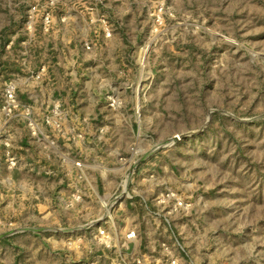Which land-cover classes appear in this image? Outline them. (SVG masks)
<instances>
[{"label":"rangeland","instance_id":"rangeland-1","mask_svg":"<svg viewBox=\"0 0 264 264\" xmlns=\"http://www.w3.org/2000/svg\"><path fill=\"white\" fill-rule=\"evenodd\" d=\"M64 2L51 30L56 83L44 90L65 102L67 127L84 132V152L69 149V158L83 160L92 189L70 204V187L65 204L55 198L47 211L41 195L21 188L27 195L6 214L15 225L5 236L35 230L36 242L14 239L0 264H41L29 257H41L48 243L82 258L66 264H88L99 226L121 232L146 220L158 224L159 240L180 241L176 255L198 264H264V0ZM33 3L44 4L0 0V103L16 74L33 83L18 54L47 43L39 21L33 42L22 43ZM69 31L75 39L62 38ZM13 37L18 43L6 48ZM19 63L29 72L17 71ZM125 185L124 198H114ZM169 189L190 204L171 226L150 213ZM114 200L110 217L103 202ZM97 256L110 264L117 254Z\"/></svg>","mask_w":264,"mask_h":264},{"label":"built area","instance_id":"built-area-1","mask_svg":"<svg viewBox=\"0 0 264 264\" xmlns=\"http://www.w3.org/2000/svg\"><path fill=\"white\" fill-rule=\"evenodd\" d=\"M43 2L42 5L40 3L31 4L28 10L26 27L29 38L22 42L26 47L34 40L35 26L38 21L45 34L51 33L55 24L54 10L65 3L64 0H43ZM110 34V28L106 27V35ZM24 54H29L28 49H25ZM47 76L48 66L46 64H42L38 71L30 73L33 83L36 84H40ZM19 86L20 75L16 74L6 83L3 100L0 103V230L9 229L15 225L14 220L7 218L6 214L18 210L20 199L27 195L25 192H20V189L28 185L29 176L33 174L49 178L57 177L63 171L62 178L67 180L72 189L68 196L71 199L70 204L84 202L88 192L92 189L83 160L81 158L71 159L62 152V148L75 147L78 142L82 141L85 138L84 132L79 128L71 130L67 127V111L61 100L51 95L47 96L48 108L39 118L35 105L24 102L18 97ZM109 100L112 107L118 104L113 96H109ZM21 121L27 129L28 141L34 149H37V155L32 156L30 149L21 146L24 138L20 130ZM121 159L126 160L124 157ZM15 171H20V177L13 176ZM36 183L34 185H38ZM31 190L33 195L28 196L35 198L41 195L38 186L37 188L31 187ZM126 193L128 190L125 185L124 190L114 198L121 200ZM116 204L118 202L115 200L103 202L108 216L115 215ZM189 207V202L177 191L169 189L160 193L156 198V208L150 213L154 218L161 219L164 224L171 226L172 215L180 210L189 209ZM117 230L115 225L112 228L101 225L97 228L95 236L103 252L111 250L116 252L117 256L115 259H110V264H198L193 259H186L188 257L184 253L183 256L186 258L176 255L178 249H184L179 240H159L158 247L152 251L132 256L124 254L113 248L112 240ZM137 236V229L129 228L125 233L124 245H127L129 241H134ZM94 251L93 249L91 253ZM98 254L96 252L92 255L88 264H97Z\"/></svg>","mask_w":264,"mask_h":264},{"label":"crops","instance_id":"crops-1","mask_svg":"<svg viewBox=\"0 0 264 264\" xmlns=\"http://www.w3.org/2000/svg\"><path fill=\"white\" fill-rule=\"evenodd\" d=\"M92 22V21H91ZM93 24V23H91ZM43 38H45L47 40L46 46L43 47H36L37 43H35L30 49H28L29 54H23L20 55V53L18 54L17 57V61L21 63L25 64H29L30 66V70L32 71H38V69L41 67L42 64H46L48 66V76L44 78V80L40 83V84H36V83H31L29 81L28 78V73L26 75H21L20 76V86H19V90H18V97L25 102H30L33 105L36 104V109L40 114V117L43 116V114L45 113V110L48 108L47 107V92H45L44 89L46 88H50L55 86V81H53L55 79L54 75H53V70L55 67V60L54 58V52L52 50V48H50L51 46V39L52 36H56L57 32H53L52 34H45L42 33ZM73 35V37L71 38V36ZM40 36V35H39ZM65 40H71V39H75V34L71 33V31H69V34L67 36V33H64L62 35ZM19 39H17L16 37H13L12 39L9 40V42L6 44V48L10 49L12 48V46L15 43H18ZM38 48V49H37ZM22 56V57H21ZM62 59V58H61ZM63 60V59H62ZM21 63H19V67H17V71H23V72H29L28 70H23L24 68L21 67ZM53 80H52V78ZM60 85H63V82H59ZM54 93L57 95V92L54 91ZM60 99V98H58ZM63 106L65 105V102L62 101V99H60ZM46 105V106H45ZM20 130L22 131V134L24 135L23 140L21 141V146H23L24 148L30 149L31 150V155H37L36 151L37 149H34L31 146V143L28 141L27 139V129L24 126V122H20ZM69 149H72L73 152H76L78 154H81L84 152V149L81 147V145H79V142L77 143V145H75V147H66V148H62V152L66 155V156H70L69 155ZM81 157V156H80ZM91 158L93 159L94 157L91 156ZM56 167V166H55ZM63 172V171H62ZM60 172L59 176L57 177H39L37 175H31L29 176V183L28 186L33 187L34 183L37 182L36 184H38V190L41 192L42 195V199H43V207H45L48 211V209H51V201L53 199H58L60 201V207H62V204H65V199L66 196L69 192L70 186L67 182V180L63 179L62 176L64 175V172L62 173ZM95 173H91V180L92 182H94L96 180V176L94 175ZM21 173L20 171H15L13 172V176L18 178L20 177ZM97 191V190H96ZM40 202V201H39ZM38 205V204H37ZM65 208V207H64ZM33 210L36 209V206H34L32 208ZM50 212V211H49ZM48 212V213H49ZM126 212V210H125ZM149 218V217H148ZM129 221V218H128ZM146 225H143L141 227H139L137 225V222L133 223L135 224V226H129L127 229H125L124 231L121 232H115L114 236H113V248L117 251H121L124 254H127L129 256L132 255H137V254H141L143 252L146 251H152L154 248L158 247V236H156V232L157 229L159 228L158 224L155 225L154 222H152L151 220H146L145 221ZM131 224V225H133ZM131 227H135L138 231V236L136 237V239L134 241H129L127 245H124V241H125V233L127 232V230ZM92 228V229H91ZM85 227L84 230H93V227ZM81 231L83 230L82 228L80 229ZM83 230V231H84ZM30 231V230H29ZM32 231V230H31ZM35 230H33V232H30L28 235H20V236H5V232L4 230H0V259H4V255H2L3 250L6 248V251H8L9 249H12V252L15 251V249L17 248L16 243L14 242V239H18V244L20 245V241L21 242H26L28 241H34L36 242V233L34 232ZM97 231V230H96ZM33 235V236H31ZM96 236V235H95ZM92 237L90 243L91 245L96 249V252L99 253L101 252V247L100 244L97 242V238L96 237ZM56 243V242H55ZM47 244V243H46ZM45 244V245H46ZM48 245V247H47ZM46 245L47 250L43 251V255L40 257L39 255H37V252L34 251L33 254L29 257V259H42L41 260V264H66L65 261H68L69 259H82L81 257H73L72 254L70 253V255L64 250L61 249L60 252L58 251H53L51 249L50 244L48 243ZM86 259H90V257H87ZM198 260V259H197ZM200 260V259H199ZM87 261V260H86ZM40 264V263H39ZM86 264V263H85Z\"/></svg>","mask_w":264,"mask_h":264}]
</instances>
